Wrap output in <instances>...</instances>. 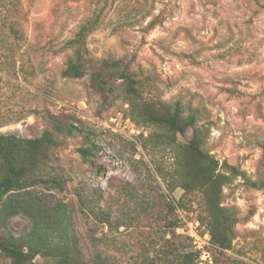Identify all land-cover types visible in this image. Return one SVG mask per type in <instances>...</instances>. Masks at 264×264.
<instances>
[{
  "label": "rangeland",
  "instance_id": "obj_1",
  "mask_svg": "<svg viewBox=\"0 0 264 264\" xmlns=\"http://www.w3.org/2000/svg\"><path fill=\"white\" fill-rule=\"evenodd\" d=\"M93 20L85 58L128 64L145 101L194 117L176 143L199 129L221 172L243 173L222 188L221 205L236 218L228 250L210 243L202 196L173 178L176 146L131 119L122 88L104 101L87 75H62L73 56L67 42ZM51 117L78 131L56 137L43 169L63 189L35 194L74 210L85 258L96 243L105 264H177L186 252L195 264H264V188L245 181L264 184V0H0V135L39 137ZM82 145L94 150L87 162ZM80 199L110 224L82 212ZM28 225L16 217L10 232ZM29 264L56 263L36 256Z\"/></svg>",
  "mask_w": 264,
  "mask_h": 264
},
{
  "label": "trees",
  "instance_id": "obj_2",
  "mask_svg": "<svg viewBox=\"0 0 264 264\" xmlns=\"http://www.w3.org/2000/svg\"><path fill=\"white\" fill-rule=\"evenodd\" d=\"M93 25L94 20L85 24L73 40L67 42V47L73 49V56L62 75L73 79L87 75L89 88L104 101L118 87L122 88L131 119L136 124L157 128L161 143L170 148L176 146L173 178L184 193L197 192L202 196L210 243L220 251L228 250L236 218L230 209L221 205L222 188L243 173L228 166H224L228 172H221L219 162L202 150L203 134L199 129H193L186 144L176 143L178 134L194 126V117H184L178 105L171 107L161 101H145L141 86L132 78L128 64L122 60L86 59L84 37ZM48 126L39 137L31 139L0 135V257L9 259L11 264H29L36 256L54 260L56 264H105L96 243L90 245V258H85L81 240L72 227L74 210L68 203L40 201L36 197L37 187L63 189V180L57 175L45 177L43 169L50 168L48 153L59 145L56 137L78 131V128L66 126L54 117L50 118ZM77 151L84 162L94 155L93 147L89 146L82 145ZM245 181L251 187L264 188L262 182ZM78 203L82 212H88L87 216L110 224L108 216L100 209L82 199ZM16 217L25 218L29 223L18 235L10 232L11 221ZM169 255H173V251L170 250ZM171 259L177 261L178 257L172 256ZM177 264H195L194 253H184Z\"/></svg>",
  "mask_w": 264,
  "mask_h": 264
}]
</instances>
